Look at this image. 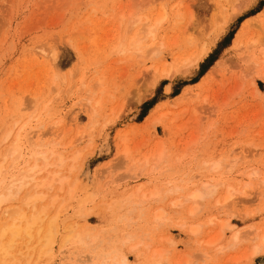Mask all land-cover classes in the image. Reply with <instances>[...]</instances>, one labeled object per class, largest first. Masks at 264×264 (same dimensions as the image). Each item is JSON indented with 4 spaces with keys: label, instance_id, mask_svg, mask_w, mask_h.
I'll use <instances>...</instances> for the list:
<instances>
[{
    "label": "rangeland",
    "instance_id": "rangeland-1",
    "mask_svg": "<svg viewBox=\"0 0 264 264\" xmlns=\"http://www.w3.org/2000/svg\"><path fill=\"white\" fill-rule=\"evenodd\" d=\"M229 1L237 6L230 21L226 0H0V152L4 137L13 138L16 125L26 121L33 126L28 132L34 143L60 145L84 136L65 155L74 167L71 175L78 176L91 199L83 207L75 201L73 210L61 214V233L48 264L103 259L117 264L122 257L127 264H248L252 247L264 237V0ZM162 13L165 21L155 40L164 44L159 57L149 54L141 61L135 53L112 51L133 19L153 21ZM222 18L228 23L213 41ZM251 38L258 41L248 45ZM202 45L208 54L189 66ZM51 49L58 53L53 69L45 57ZM160 56L165 68L175 66L169 76L150 68L158 66ZM92 106L97 115L90 121ZM122 131L126 157L119 153ZM160 145L165 159L143 166V157ZM213 161L221 165L210 173ZM253 171L257 175L248 176ZM212 177L223 184L199 201L193 216L188 215L190 201L171 207V200L182 201ZM174 184L185 189L169 191ZM138 187L158 196L142 202ZM229 190L231 200L218 208L216 198ZM22 193L4 206H19ZM4 206L0 221L8 219ZM27 208L29 215L32 208ZM158 208L165 213L155 222ZM223 219L232 227L218 238ZM184 222L200 223L197 236ZM69 225L82 241L71 239L60 247ZM25 240L13 250L25 252L21 264H26ZM251 261L264 264V244Z\"/></svg>",
    "mask_w": 264,
    "mask_h": 264
},
{
    "label": "bare ground",
    "instance_id": "bare-ground-1",
    "mask_svg": "<svg viewBox=\"0 0 264 264\" xmlns=\"http://www.w3.org/2000/svg\"><path fill=\"white\" fill-rule=\"evenodd\" d=\"M224 3L225 4L223 6L229 8L226 19H233V17L237 15V10L235 8L237 6H235V4L232 2L230 3L229 0H226ZM260 12L261 11H259L257 14H260ZM254 16L244 19L241 23V27L243 28L250 21V19L254 18ZM226 19H223L220 23V26H217L218 31L216 30L217 28L215 29L217 32L213 37V41L218 38V36L223 31L224 25L228 23V20ZM163 21H165L164 13L160 14L153 21H150L148 16H144L143 18L137 17L136 19H133L132 23L127 26L124 36L120 40L118 39V42L112 47V51L119 52L121 54L126 52L135 53L136 57H138L141 61H143L146 55L149 54L159 57L164 44H156V30ZM137 25L139 26L136 28L134 33L127 38L131 28ZM257 41L258 39L254 40L251 38L248 45L255 44ZM42 52L45 53L44 50H42ZM208 52L209 48L202 45L197 52L193 53L194 57L189 66L196 67L198 63L204 59ZM47 55L45 54V57H49L50 68L53 69L57 67L59 65L56 62L58 53L54 49H51ZM165 64L166 63L160 56V61L157 63L158 66L153 65L150 68H153L152 72L154 74L158 73L160 76H169L171 72L174 71L173 68H175V66L170 63L168 68H165ZM168 88L169 86L166 85V90H168ZM144 92H147V89ZM145 97V94H143L141 98L139 96L140 100L144 99ZM95 103L96 105H99V101H95ZM88 104H90V102H88ZM92 107L87 109L89 110L88 113L90 121L92 116L97 115L96 109ZM44 109H47V106H45ZM36 116L37 115H34L32 117L36 119ZM157 120L158 119H153L151 121L154 123ZM61 121V119L55 121L53 125L58 126ZM39 123L38 125L42 126V124ZM16 127L17 130L13 138L10 139V134H7L4 137L3 141L6 142V144L0 152V209H2L6 203L16 199L17 196L23 191L24 194L22 193V198L20 197L18 201L20 200V205L22 204V206H26V208L29 207V210L32 208V212L30 210L31 214L28 213L29 215H27L24 211L26 208L22 210V206L20 205H14V208H8L9 206H4V211L1 210L2 212L8 213L6 215V217L8 216V219L0 221V264H21L20 260L21 257L25 256V252L23 255L21 251H17L15 254L13 253L16 244L21 238H26L24 242L26 248V257L24 259H26V264H34L35 262L37 264V262L40 260L41 262L43 261V264H48L54 253V244L57 242L58 236L61 233V214L66 212L69 208H72L73 210V207L75 206L73 202L76 201L79 207H83V205L91 199L89 194L90 192H87L83 182L76 174L71 175L74 167L71 164L67 165L69 158H67L65 155V151L77 140L82 139L84 136H82V133H79L78 138L75 140H70L60 145L53 142L50 144L49 142H47V144H42L41 142L34 143L31 139L32 135L29 136L30 134L28 132L33 127L30 125V121L16 125ZM65 135H67V132ZM117 136L121 145V150L119 152L120 156L126 157L129 153V150L125 146V132H118ZM79 155L80 151L76 152L70 160L75 161L78 159ZM164 159V149L163 146L160 145L159 147L157 146V149L155 148V150L149 156L143 157L142 165L145 166L150 160H152L153 163L157 165ZM220 165L221 164L217 161L208 163V172L211 173L217 171L220 168ZM255 175H257V172L254 171L248 174L250 177ZM192 178L193 176L189 177L185 180V182H190ZM212 180L213 177L209 181H204L201 186L191 189L187 194L184 195V199L182 201L179 200V197L177 199L171 200V207L180 209V205L190 201L188 215L193 216L199 209V201H202V199H205L208 196H213L217 191V188L223 184V182L219 180ZM227 187L228 189L231 188L230 185H227ZM176 188H179L180 190L185 189V187L181 185L174 184L170 186L168 190L177 192V190H174ZM61 191L65 192V195L63 194L64 197H61L62 201L60 200L59 203L58 199L60 198L58 197H60L59 194ZM137 193H140V187L136 189L135 194ZM240 193L244 194V189L240 191ZM140 194L142 202L153 197L155 199V197L158 196V192L154 190L148 193L149 195H145L144 192ZM233 194L234 193H232L230 190L226 191V194H224L221 199L216 198L215 204H217V206L219 205L218 208L226 206L231 200ZM56 203L58 204L56 205ZM51 207H54L56 210L53 208L55 212L48 216L47 214L49 213L47 211H49ZM79 207L75 209H78V212L82 210H80ZM164 213L165 212L162 208L156 209L153 215L154 221L159 222L163 218ZM213 221V217L209 218V223H212ZM183 225L187 227L190 235L197 236L200 229V223L184 222ZM73 226L69 225L68 227L65 226V228H63L66 232L62 235L63 241L61 243L59 242L60 247H63L71 239L79 243L82 241V236L80 233H72V231H74ZM231 227L232 225L229 223L228 219H223V221H220V232L218 234V238L223 235L224 229ZM237 233L238 232H235L232 237V245L235 244V241L238 238ZM214 242L215 241H207L206 244L210 245ZM263 244L264 237H262V242L260 244H255L252 247L250 253L248 254V264H252V258L261 252ZM19 253L22 256H20ZM157 255L159 258L163 259L161 251H158ZM105 262L106 259H103L101 262H99V264H105ZM23 263L24 261H22V264ZM187 263H190V259H187ZM117 264H127V262L125 258L122 257Z\"/></svg>",
    "mask_w": 264,
    "mask_h": 264
},
{
    "label": "trees",
    "instance_id": "trees-1",
    "mask_svg": "<svg viewBox=\"0 0 264 264\" xmlns=\"http://www.w3.org/2000/svg\"><path fill=\"white\" fill-rule=\"evenodd\" d=\"M263 5H264V4H263ZM263 5H262V6H263Z\"/></svg>",
    "mask_w": 264,
    "mask_h": 264
}]
</instances>
